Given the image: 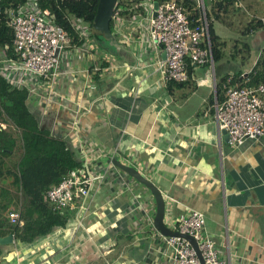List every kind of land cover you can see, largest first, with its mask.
<instances>
[{"label": "crops", "instance_id": "0c3cea01", "mask_svg": "<svg viewBox=\"0 0 264 264\" xmlns=\"http://www.w3.org/2000/svg\"><path fill=\"white\" fill-rule=\"evenodd\" d=\"M247 3L248 24L264 17L258 15L264 0ZM234 6L205 0L209 17L222 22L218 30L213 29L225 46L213 65L191 67L189 82L182 87L170 88L161 81L157 62L164 53L150 43L146 17L115 21L122 27L116 35L123 37L118 54L90 36L81 46L67 50L58 95L48 104L30 93L28 109L40 125L67 140L80 161L87 156L96 172H110L112 177L91 187L83 211H64L65 227H56L30 244L15 235L13 245L0 248V264H171L166 254L170 251L156 238L159 230L138 220L141 202L147 204L143 219L155 218L152 194L146 199L135 194L130 177L132 188L127 190V184L116 179L125 172L115 170V162L135 168L152 181L165 204L175 199L173 217L190 209L202 212L205 237L214 240L232 264H264V137L232 149L213 107L216 100L225 99L229 87L249 85L259 62L264 68V27L248 31L240 26L233 33ZM240 34L248 39L244 46ZM230 36L235 39V55L242 56L240 63L223 51ZM74 121L80 123L79 130ZM12 206L2 213L4 222L9 221ZM145 224L155 230L154 242L141 237ZM4 226H0L1 237L9 234Z\"/></svg>", "mask_w": 264, "mask_h": 264}, {"label": "built area", "instance_id": "2783aa9c", "mask_svg": "<svg viewBox=\"0 0 264 264\" xmlns=\"http://www.w3.org/2000/svg\"><path fill=\"white\" fill-rule=\"evenodd\" d=\"M38 1L27 0L17 10L10 12L9 26L14 31V39L12 46L6 45L0 49V78L13 89L37 94L50 104L53 97L58 95L56 86L67 50L79 46L69 44L65 29L55 23L53 15L40 9ZM183 1L127 0L128 3L116 11L113 18L114 24L115 21L123 23L126 20H139L141 17L149 19V41L156 50L160 48L166 54L165 59L157 62L164 84H183L189 81V66L214 64L210 40L211 24L205 9V0H188L196 4L198 16L193 20L182 5ZM229 1L243 7L242 0ZM156 2L159 6L154 10ZM140 9H144V12ZM127 10L132 12L130 19L122 15ZM257 21L264 27V17ZM71 22L81 38L90 36L91 30L82 20L74 19ZM119 24L115 25L117 32L122 29ZM43 92H47L46 95ZM213 107L219 129L227 132L228 143L232 149H239L248 141L260 142L264 137V84L257 87L231 86L227 89L225 99L216 100ZM73 126L79 130L80 123L74 121ZM80 152L84 153L82 149ZM114 169L117 170V167ZM124 175L121 177L118 173L116 179L125 182L127 190H131L132 186L128 184L130 176L127 173ZM107 177H112V174L96 172L92 160L85 156L80 168L71 170L58 185L46 191L43 201L63 212L77 208L83 211V202L89 197L91 187L105 182ZM169 200L165 204L164 225L177 235L167 236L158 231L156 238L170 251L166 254H170L171 264H201L188 236L197 241L205 264H232L230 256H222L216 242L205 237V215L190 209L178 217H173L170 211L176 200ZM146 206L144 202L138 204V220H146L154 225L153 218L143 219ZM8 219L17 227L25 225L21 213L16 210L9 212Z\"/></svg>", "mask_w": 264, "mask_h": 264}, {"label": "trees", "instance_id": "16d2710c", "mask_svg": "<svg viewBox=\"0 0 264 264\" xmlns=\"http://www.w3.org/2000/svg\"><path fill=\"white\" fill-rule=\"evenodd\" d=\"M26 1L0 0V49L6 45H13L14 31L9 26L10 12L17 10ZM99 1L39 0L38 4L42 11L53 15L55 23L65 29L70 45L81 46L85 42V38H81L78 31L72 26L71 20H82L91 30ZM223 2L234 4L233 1L229 0ZM125 3H128L127 0H119L115 12L123 7ZM182 5L190 13L189 18L191 20L198 16L195 3L184 0ZM140 11L144 12V9H140ZM122 15L130 19L132 12L127 10L122 12ZM254 27L261 28L262 23L255 20L248 25L247 29L252 31ZM110 28L112 33L116 35L117 29L115 28L114 20L111 21ZM118 35L115 36V43L118 45L123 44V37ZM90 38L95 41L91 33ZM210 40L213 57L217 61L221 57L222 47L225 44L220 42L212 25L210 26ZM95 43L97 42L95 41ZM191 67L189 66V70ZM250 79L249 85L242 84L239 86L257 87L259 84L264 83V68H262L260 62L255 71L250 74ZM188 82L183 84L170 82L169 86L170 88L182 87ZM28 97L29 93L27 90L13 89L3 78H0V115H2L1 111H3L7 120H10L13 125L19 128L21 133L20 152H22L19 162L14 164L15 168L7 172V175L13 177L11 187L16 194L3 190L2 197L7 203L0 205V212H6L10 205L15 202L16 204L22 202L20 212L25 225L23 227L15 226L13 233L21 242L30 244L37 238L49 235L56 227L66 226L68 216L65 215V212L56 210L45 203L43 196L50 187L58 185L71 170L80 168L81 161L79 160L78 152L70 147L67 140L59 138L48 127L40 125L36 121L28 109ZM19 193L22 194V198Z\"/></svg>", "mask_w": 264, "mask_h": 264}, {"label": "water", "instance_id": "95a60500", "mask_svg": "<svg viewBox=\"0 0 264 264\" xmlns=\"http://www.w3.org/2000/svg\"><path fill=\"white\" fill-rule=\"evenodd\" d=\"M119 0H100L98 5V10L96 17L91 26V34L93 35L95 41L101 47H112L115 46L119 49V45L115 43L116 37L112 33L110 28V23L114 18L115 10L117 7ZM159 3L156 2L154 4V10H157ZM156 12H154V16ZM162 47V46H160ZM163 58H166V54H163ZM223 132L226 134V140H229V136L225 130ZM117 168L121 169L123 172L127 173L131 178L140 184L144 185L152 194L154 201L156 203V215L154 218V227L159 230L162 234L167 236L177 235L169 231V229L164 225V216H165V198L161 192V190L150 180L145 178L138 170L135 168H130L125 165L120 164L119 162H115ZM146 189V190H147ZM188 240L192 243L195 248L197 255L201 261V264H205L201 251L199 250L197 241L188 236ZM14 236L12 234L0 237V248L3 246L13 245Z\"/></svg>", "mask_w": 264, "mask_h": 264}, {"label": "flooded vegetation", "instance_id": "af4514ba", "mask_svg": "<svg viewBox=\"0 0 264 264\" xmlns=\"http://www.w3.org/2000/svg\"><path fill=\"white\" fill-rule=\"evenodd\" d=\"M1 114L2 115H0V137H1L0 138V205L7 203L2 197V192H4L3 190L10 192L9 185H12L13 183V181L9 182L7 180L9 177V175H7V172L12 171L15 168L14 164L19 162L22 155L21 154L22 152H20V146H21L20 134L17 132L12 122L10 120H7V117L4 115L3 111H1ZM16 154L18 158H15ZM1 214L2 211L0 212V215ZM0 224L5 225L4 229L9 233L8 235L12 234L15 238V234L13 233V228L15 227V225L10 220L8 222H4V220H1ZM1 233L2 231L0 230V237H1Z\"/></svg>", "mask_w": 264, "mask_h": 264}, {"label": "rangeland", "instance_id": "374dc122", "mask_svg": "<svg viewBox=\"0 0 264 264\" xmlns=\"http://www.w3.org/2000/svg\"><path fill=\"white\" fill-rule=\"evenodd\" d=\"M242 5L243 7L240 8L238 7L237 5L234 6V10L231 11V16L234 15V21H236L235 23V27L233 28V33H236L238 30H241V27L240 26H244L243 28H247L248 27V22L250 20V17L247 16L250 12L248 11V3H247V0H242ZM247 14V15H246ZM258 15H264V10H259L258 12ZM210 19V24L212 25V27L215 26V29H219L221 26H222V22L221 21H217L215 20H212L211 18ZM223 20H225L227 23L229 22V20H227V18L223 17ZM214 23V25H213ZM229 25V24H228ZM243 33V32H242ZM236 38V37H235ZM239 39H240V45L241 46H244V42L247 43L248 42V39L247 37L243 34H240L239 35ZM119 40V39H118ZM227 46L223 49V51L225 52V54L227 55V57L229 58H234L236 59L239 63L241 62V54H238L237 56L235 55V49H234V46H235V39L230 36L228 37L227 39ZM118 45V44H117ZM108 50H111V51H114L115 53L118 54V49L115 47V46H112V47H107ZM243 53H244V56L243 58L247 59V54L244 52L243 50ZM235 55V56H232V55ZM15 158H18L17 157V154L15 156ZM135 184V194H142L143 198L146 199L147 196H149L151 193L150 191H146L144 192L143 191V185L140 184L139 182L135 181L134 182ZM13 209L16 210L17 212H20V210L22 209V202L21 203H18L16 204V202L13 204ZM12 209V210H13ZM21 213V212H20ZM155 212L152 210L151 212V215L155 216ZM155 233V230L153 228H151V226H149L148 224H145L144 225V234H142L141 237H144L146 236L150 241L154 242V238H153V235Z\"/></svg>", "mask_w": 264, "mask_h": 264}]
</instances>
